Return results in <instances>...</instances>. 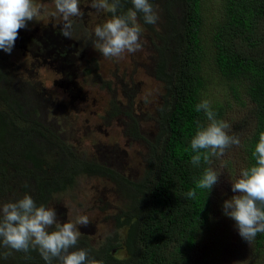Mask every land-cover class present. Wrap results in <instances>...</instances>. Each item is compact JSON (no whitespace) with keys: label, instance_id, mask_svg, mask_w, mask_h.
Returning <instances> with one entry per match:
<instances>
[{"label":"trees","instance_id":"1","mask_svg":"<svg viewBox=\"0 0 264 264\" xmlns=\"http://www.w3.org/2000/svg\"><path fill=\"white\" fill-rule=\"evenodd\" d=\"M203 1L164 3L168 23L159 35V56L156 64L146 68L164 84L156 113L138 114L134 109L137 90L134 86L128 89L124 82L121 86L126 102L115 96L104 116L108 124L116 120L123 123L128 140L145 143L147 166L140 179L131 178L112 164L81 159L71 151L61 135L34 117L38 109L26 110L16 92L17 78L1 67L0 55V203L29 194L37 205L47 206L55 193L74 187L77 177H104L125 200L114 221L119 229H126V235L120 239L116 234L95 248L82 234L78 247L89 249L90 255L103 264H191V253L212 216L214 187L196 189L195 200L186 199L184 194L195 188L194 178L198 179L205 168H213L215 161L214 157L211 165L202 161L200 167H193L194 153L190 151L196 121L207 123L205 114L196 112L195 106L209 99L213 69L228 85L224 99L211 103L217 119L222 120L233 109V102L247 106L242 94L254 104L250 111L255 128L244 142L246 168L255 163L252 152L264 132V0H221L211 17L204 14ZM121 4V11L132 7L131 0H121ZM40 31L36 37L19 33L15 45L35 58L48 56L58 63L67 87L80 71L77 60L71 57L72 50L79 51L77 42L64 38L61 27ZM96 69L97 65L85 72ZM103 86L112 88L107 81ZM152 119L157 124L153 139L141 126ZM60 219L66 220L61 211ZM256 242L264 247V234H258ZM116 249L125 256L115 255ZM0 264L45 261L38 252L30 251L13 253L7 260L0 259Z\"/></svg>","mask_w":264,"mask_h":264},{"label":"rangeland","instance_id":"2","mask_svg":"<svg viewBox=\"0 0 264 264\" xmlns=\"http://www.w3.org/2000/svg\"><path fill=\"white\" fill-rule=\"evenodd\" d=\"M165 1L155 4L150 1L159 16L155 25L147 26L138 15V23L142 27L140 50L125 53L119 58L105 59L90 42L84 44L83 41L87 39L85 29L91 32L96 25L109 19L110 14L92 9V0H80L82 27L77 31L80 40H75L79 51L72 50L71 55L77 60L80 71L74 77L77 84L69 80L67 87L61 66L50 57L45 56L43 60L35 58L28 50L16 45L11 54L0 50L1 67L14 72L18 81L16 92L26 110L38 109L39 113L34 114V117L61 135L79 158L112 164V167L133 179H140L146 170L145 143L128 140L123 123L116 120L108 124L104 116L115 96L126 102L121 86L124 82L128 89L134 86L137 90L133 91H136L134 109L138 114L156 113L165 92L164 84L150 75L146 68L156 64L159 56V35L168 23L165 19ZM36 2L47 4L49 11L53 10L52 0ZM220 6L221 0H204V14L211 17ZM176 11L180 10L177 8ZM61 26L59 17L49 16L41 22H29L28 27L19 30V33L36 37L41 34L40 28L57 30ZM94 64L97 65L95 72L87 74L86 68ZM212 73L209 77L214 79L209 84L208 100L214 103L217 99H224L228 85L215 69ZM105 81L112 84L111 90L104 88ZM241 96L247 106L233 102V109L222 118L230 124L229 135H237L241 144L231 147L222 158H215L213 168L222 174L214 186L210 225L191 253V264H264V247L258 246L256 238L250 244L245 242L238 234L235 221L226 217L222 208L223 202L235 195L231 191V180L239 176L241 169L246 168L244 142L254 131L256 123L250 111L254 104L246 94ZM141 126L148 133V138L155 137V120L142 122ZM124 201L109 179L85 174L77 177L74 187L55 193L47 207L55 208L61 222L74 220L78 214L87 215L90 223L85 230V226L80 228L81 236H88V241L99 248L107 238L116 234L124 239L126 229H119L114 221L116 214L124 207ZM60 211L65 221L60 219ZM114 253L120 258L125 256V252L119 249Z\"/></svg>","mask_w":264,"mask_h":264},{"label":"clouds","instance_id":"3","mask_svg":"<svg viewBox=\"0 0 264 264\" xmlns=\"http://www.w3.org/2000/svg\"><path fill=\"white\" fill-rule=\"evenodd\" d=\"M53 10L36 0H0V50L11 54L19 30L26 29L29 22H41L46 17L62 20L61 35L77 40V31L82 27L83 13L80 0H52ZM132 7L121 11V0H92L91 8L110 14L103 24L88 32L84 44L89 42L105 59L119 58L125 53H136L142 48V27L138 14L145 24L155 25L159 16L150 0H131ZM203 112L207 123L196 121V131L190 141L191 164L200 167L203 161L212 164V158H222L233 146H240L237 135H229L230 124L217 119L211 102L202 100L195 106ZM189 149L186 148L185 152ZM252 156L255 163L241 169L239 176L231 180V191L235 193L223 202V214L235 221L239 236L248 244L258 234H264V132L259 135ZM222 173L212 167L204 169L194 178L195 188L187 191L186 199L197 198L196 189L212 190ZM87 215H76L74 220L61 222L55 208L37 205L29 194L14 201L0 203V259L7 260L13 253L28 254L36 251L45 264H103L90 255L87 248L78 247L80 228L89 225Z\"/></svg>","mask_w":264,"mask_h":264}]
</instances>
